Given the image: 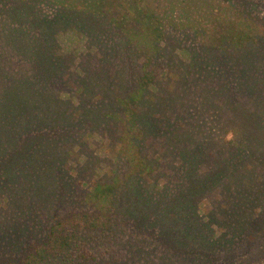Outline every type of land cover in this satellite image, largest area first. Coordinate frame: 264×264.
Returning <instances> with one entry per match:
<instances>
[{"label": "rangeland", "instance_id": "rangeland-1", "mask_svg": "<svg viewBox=\"0 0 264 264\" xmlns=\"http://www.w3.org/2000/svg\"><path fill=\"white\" fill-rule=\"evenodd\" d=\"M232 6L231 0H99L95 6L92 0H0V107L6 105L5 115H0V134L5 139L2 146H7L4 156L9 158L13 149L34 152V157L42 161L38 165L43 168L40 175L47 170L50 173L49 179L42 178V184L52 186L49 199L59 197L63 191L60 188L69 193L76 187L81 194L86 193L89 188L83 180L76 183L77 177L101 178L112 186L108 192L117 194L118 205L133 211V215L158 210L164 229L170 230V224L183 218L193 233L198 231V223L210 229L211 234L222 233L217 242L223 245L228 232L250 228L255 212L250 209L263 203L264 185L255 183L252 171L244 170L246 163L239 159L244 154L253 155V150L258 153L264 138V99L258 98V90L252 86L253 80L264 81V21L253 28L254 35H235L233 28L240 15ZM223 22L231 25L226 27ZM130 25L140 30L129 28ZM147 33L154 37L149 42L142 38ZM135 36L140 39L128 38ZM253 37L260 41L256 50L251 49L256 61L250 65L234 61L242 44L244 51H249L247 44ZM30 39L35 40L33 45ZM138 40L150 50H143ZM48 52V60L63 65H46L48 60H42ZM91 58L96 61L90 62ZM26 63L36 66L27 74ZM189 63L201 70L217 68V82L213 85L218 84L219 89L211 91L212 101L205 100L207 96L185 72ZM92 69L95 74H89ZM224 76L230 84L223 81ZM22 77L21 102H38L39 116L28 105L26 118L21 112L15 115L17 118L10 117L13 98L9 97V90L4 92V87L18 85ZM248 77L250 83L245 81ZM138 83H144L142 97L148 93L154 97L140 100L136 109L129 102H121L118 107L117 102L123 100L112 98L113 90L128 96ZM259 84L264 98V83ZM225 85H229V92ZM77 106L79 116L71 119L69 113ZM64 116L69 119L62 124ZM126 117H136L140 125L146 123L142 125L139 144L134 141L154 167L149 176L139 172L129 177V164L117 148L118 135L111 137L120 133V121ZM203 118L209 123L220 118L232 122L210 131L201 126ZM180 121L184 128L178 127ZM111 123L115 126L113 132L109 131ZM11 132L16 136L13 140ZM222 137L230 144L224 152L214 155L212 144ZM169 139L185 147L179 151L172 146L167 153L170 159L161 161L157 157L164 153L159 146ZM45 143L48 150L40 152ZM79 143L85 145L88 156L77 152L83 149ZM232 149L238 151L241 181L231 178V170V177L226 176L220 170L221 164L214 160V156L227 159ZM69 151L75 152L70 156ZM175 155L183 156L182 160L174 159ZM64 163L78 170L75 176L66 171ZM258 165L252 167L256 172ZM216 190L222 198L214 195ZM204 194L211 197V208L199 206L198 200ZM173 196L177 197L174 201ZM230 198L232 201H227L234 204L235 212L227 214L222 202ZM187 200L193 202L189 208ZM42 205L49 210L54 201ZM105 209L110 211L113 207L108 205ZM190 214H197L195 221ZM47 225V216L34 217L32 228L28 227L30 230L22 235L25 240L21 247L40 238ZM220 225L226 229L219 230ZM169 230L163 234L171 238ZM178 230L181 235L192 233L184 231L183 225ZM198 239L204 246L207 244L201 236Z\"/></svg>", "mask_w": 264, "mask_h": 264}, {"label": "trees", "instance_id": "trees-1", "mask_svg": "<svg viewBox=\"0 0 264 264\" xmlns=\"http://www.w3.org/2000/svg\"><path fill=\"white\" fill-rule=\"evenodd\" d=\"M98 1L92 0L93 5H97ZM231 2L232 7L238 12V16L240 15L237 18L238 25H236V28H233V33L235 35H243L244 33L254 35L255 33L252 34L254 32L253 28L258 27L260 22L264 21V13H262V10H264V0H231ZM223 24H226V27L231 25V23L225 22ZM132 27L137 31L140 30L131 25L129 28ZM131 33L135 34L134 31H131ZM128 38H135L136 41L140 39V37L136 36ZM142 38L149 42V39L154 37H149L147 33L146 37ZM251 39V43L247 44L249 51L245 52L242 44L240 46L241 50L235 54L236 59L234 61L243 62L244 65H250L251 62L256 61L257 57L253 55L254 51H251V49L256 50L260 46V41H257L255 37ZM30 40L31 45H33L35 40ZM140 42L141 40H138V45L141 44ZM125 44L127 45V43ZM140 46L143 50L148 48L146 45ZM28 47L31 48L30 44ZM41 47L43 46L41 45ZM138 48L140 47L138 46ZM250 51L252 53L251 55H249ZM49 58L50 54L48 52L42 61L46 62ZM94 61L96 59L91 58L90 62ZM57 64L60 66L63 65L61 63H54L52 60H48L46 63L48 66ZM30 65L31 63H26L27 69L25 74L33 66L36 67L35 65ZM93 69L95 68L93 67ZM93 69L89 74H95L93 72L95 70ZM61 71L63 72V68ZM185 72L191 74L190 77L199 85L198 89L203 92V95L207 96L205 100L212 101L211 91L214 88V92L219 89L218 84L213 85V82H217L215 78L218 72L217 68L209 67L201 70L200 67L189 63L186 66ZM104 76L108 77L107 74ZM39 77L45 79L44 75H39ZM177 78L179 81L182 80V75L179 72ZM227 80L228 77L224 76L223 81L225 82ZM245 81L250 83V77L246 78ZM253 82V88L256 86L254 90H258V98L263 100L264 98L263 96L261 97L262 93L260 92L261 86L259 83H264V81L257 83L253 80ZM22 83L23 77L17 82L18 85L13 83L11 84L12 86L6 85L4 87V92L7 93V90H9V97L13 98L10 108L14 110H8L11 112L10 117L17 118L15 115L21 112V116L24 115V118H26L25 115L30 111L25 110L28 105L33 109L34 114L39 116L40 113L36 111L39 106L37 104L38 102H28L26 105L21 102L20 91L24 87V85H21ZM228 83L230 84L229 80ZM142 84L144 83H138V87L128 93V96L114 89L112 98L116 100L119 98L123 101H119L117 104L116 100L113 101L118 107L121 105V102L127 104L129 102V105L136 109L139 106L138 103L140 100L143 99L145 102L148 98L152 99L154 97L150 93L144 94L142 97V89L144 87ZM194 85L193 87L196 88V85ZM225 86H227L226 90L229 92V85ZM186 87L187 85L185 84L181 88L185 90ZM243 90H246V92L249 91L248 87H244ZM4 108L6 109V105L3 104L0 107V115L2 117L6 113ZM20 110H25V112ZM79 112L80 109L78 106L73 108L72 113H69L70 118H77ZM68 119V117L64 116L62 124L67 123ZM134 120L127 119V117L126 119H122L120 121V133L111 135V137L114 136L115 139L118 135L117 148L123 153L129 164V173H131L129 177L137 176L139 172H141V175L149 176L154 172V167L149 162L148 157L143 155L140 150L138 151V144L140 142H138V138L140 134H143V126H146V123L143 122L140 125L137 123L136 117ZM112 121L114 122V120ZM132 122L135 124H131ZM201 122V126L213 131V127L216 126L218 129L225 126L227 122L231 123L232 121L220 118L213 119L209 123L206 121V118H203ZM181 126L184 128L183 121L178 123V127L181 128ZM114 127L111 123L109 131L113 132L115 130ZM262 127L264 128V125ZM136 132L139 134L137 135ZM9 136L10 140L16 137L12 132L9 133ZM25 140L28 144L29 140ZM4 141V136L2 137L0 134V264H264V199H262V204L257 203L255 208L250 209L255 211L250 228L228 232L229 236L227 235L225 244L219 245L217 240L222 233L218 235L217 232L219 231H217L211 234L210 229L200 227L199 223L198 231L193 233L188 227L187 220L182 218L181 221L180 219H176L177 217H174L176 219L174 224H170V230L164 229L162 227L163 217H161V213L158 210L153 211L154 213L146 212L140 215H133V211H127L125 207L118 205L117 194L115 192L112 194L109 193V188L112 186L109 185V182L101 178L89 180L87 178L77 177L76 183H78V179L83 180L82 183H84V186L89 188L86 193L81 194V190L76 187L69 193L64 191L63 188H60L59 190L62 189L63 191L59 197L49 199V196L52 194V186L50 184H42V178L49 179L50 173L47 170L43 175H40V172L43 171L42 167H38L39 164H42L41 159L35 158L34 152L25 153V149H13V153L7 158L4 156V151L7 146H2ZM79 144L83 149L81 151L77 150V152L88 156V151L84 150L85 145L82 143ZM228 144H230V140H226L224 137L215 139L212 144V146H215L213 154L216 155L217 151L224 152ZM261 145L262 147H260L258 153L253 150L251 151L253 155L244 154L239 160L243 161V164L246 163L244 170L249 169V171H252V175L255 177V183L263 186L264 138L261 139ZM172 146L176 150L185 147L180 146L175 139L165 140L159 146L160 151H163L164 155H159L157 158L161 161L170 159L167 153L170 154ZM45 148L48 150L47 143L41 147L40 152ZM74 152H71L70 156ZM237 154L238 151L232 149V153L227 159L214 156V160L217 164H221L220 170L226 176L229 175L231 177L229 173L231 170L233 171L231 178L240 180L241 171L243 170L237 167L240 162H237ZM248 157L250 158L247 159ZM182 158L183 156H178L174 159L181 161ZM8 162H10L9 165ZM64 164V167L67 169L66 171L73 173L75 176L78 170L67 163ZM257 164L259 165L257 166L258 169L256 172L252 167ZM69 173L64 172L68 176ZM174 194L177 195L176 193ZM207 195L204 194L198 200L199 206L205 207L208 205L211 208V197ZM214 195L219 199L222 198L217 190ZM174 198L177 197L173 196L171 200L174 201ZM227 200L229 202L232 201L231 198L230 200H223L224 212H227V214L235 212L234 204L232 202L229 204ZM49 201H54V206L46 210L44 209L46 207L42 204H47ZM188 201L187 206L189 208L193 202ZM38 202L41 203L38 204ZM108 205H112L113 209L110 211L106 210L105 207ZM39 216L40 218L47 216L48 225L46 232L40 238L34 240L28 247H21L20 243L25 240V237L23 239L22 235H26L25 233L30 230L29 228H32L33 218ZM189 216L195 221L197 214H190ZM182 225L184 231L188 229L192 233L181 235L178 229ZM225 227V225H220L218 229L225 230ZM168 230L172 235L171 238L163 234ZM191 234L201 236L207 244L204 246L198 239V236L190 237Z\"/></svg>", "mask_w": 264, "mask_h": 264}]
</instances>
